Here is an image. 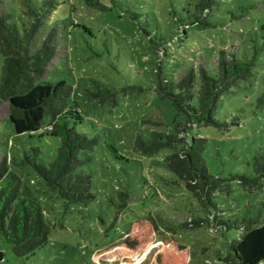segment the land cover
Returning <instances> with one entry per match:
<instances>
[{
	"label": "rangeland",
	"instance_id": "rangeland-1",
	"mask_svg": "<svg viewBox=\"0 0 264 264\" xmlns=\"http://www.w3.org/2000/svg\"><path fill=\"white\" fill-rule=\"evenodd\" d=\"M5 13L21 32L30 21L21 0H0V15ZM178 17L190 22L185 34ZM53 26L59 48L44 76L73 85L71 103L84 117L76 129L99 137L91 160L81 166L91 175L95 197L86 206L64 204L24 162L39 148L37 160L49 166L60 139L44 128L17 133L10 103L0 100V163L7 157L9 170L35 192L50 224L48 242L28 256L16 255L0 238V264H97L96 251L120 240L131 221L149 216L158 231L138 262L177 238L190 248V264H231L230 244L245 224H264V171L258 177L255 171L256 157H264V0H60L37 45ZM157 45L166 73L178 79L194 68L197 85L200 68L217 75L222 51L226 60L252 61V75L225 92L214 108L221 125L188 129L190 136L207 138L205 163L222 179L214 206L178 182L165 161L173 149L145 154L134 148L138 134L150 138L153 130L175 131L183 120L171 100L153 90ZM2 61L0 53V71ZM97 85L117 90V101L90 96ZM242 178L251 180L244 184Z\"/></svg>",
	"mask_w": 264,
	"mask_h": 264
},
{
	"label": "trees",
	"instance_id": "trees-1",
	"mask_svg": "<svg viewBox=\"0 0 264 264\" xmlns=\"http://www.w3.org/2000/svg\"><path fill=\"white\" fill-rule=\"evenodd\" d=\"M21 1L30 18L28 23H23L22 32L15 22L9 21L10 14L0 15V53L3 57L0 100L10 103L9 117L17 133L32 134L44 128L47 135L60 139L56 157L49 166L37 160L39 148L33 149V156L26 155L24 162L34 167L63 198L66 206H86L95 195L91 175L81 166L91 160L90 152L99 143V137L76 129V124L84 117L78 106L71 103L73 85L64 78L56 81L45 79L44 73L59 48L57 26L48 29L40 44H36L41 29L60 0ZM177 21L185 34L190 22L179 17ZM196 23H201L198 16ZM203 24L209 25L210 22L205 18ZM161 50L157 45L153 90L170 99L176 115H181L183 120L176 122L175 131L153 130L150 138L138 134L134 148L145 154H154L164 148L173 149L165 161L177 175L178 182L192 191L204 205L214 206L213 196L221 189L222 179L211 174L205 163L207 138L190 136L188 129L195 125H221L214 116V108L225 92L252 75V61H241L234 56L226 60L222 51L217 75L200 68L201 81L197 85L194 68L178 79L167 74L164 58L159 53ZM128 87L143 90L140 86ZM118 93L97 85L90 96L97 97L99 102H116ZM6 160L4 157L0 163V238L11 245L16 255L28 256L48 242L50 224L45 207L35 192L17 172L9 170ZM255 171L257 177L262 175L264 157H256ZM250 180L242 178V183ZM157 231L158 224L152 216L131 221L120 240L96 251L97 264H190L191 250L177 238L168 240L167 246L153 257L138 262V258L148 252ZM226 259L231 264H264V224L253 227L247 222L238 240L230 244Z\"/></svg>",
	"mask_w": 264,
	"mask_h": 264
}]
</instances>
